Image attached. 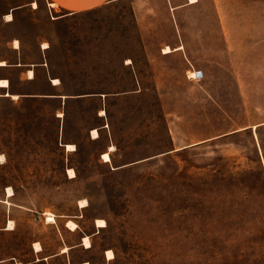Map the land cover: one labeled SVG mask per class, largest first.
I'll return each instance as SVG.
<instances>
[{
    "label": "rangeland",
    "instance_id": "374dc122",
    "mask_svg": "<svg viewBox=\"0 0 264 264\" xmlns=\"http://www.w3.org/2000/svg\"><path fill=\"white\" fill-rule=\"evenodd\" d=\"M8 3L0 0V13ZM214 4L203 0L209 18ZM219 4L234 40L252 52L239 58L250 64L243 87L234 80L211 95L150 71L139 90L124 62L139 52L128 5L47 10L39 22L23 12L15 25L0 23V49L18 33L33 55L46 38L56 92L69 95L0 100V198L8 186L15 192V204L0 200V264H264V0ZM8 217L14 229L3 226ZM97 218L106 225L97 227ZM38 240L43 255L61 253L37 261Z\"/></svg>",
    "mask_w": 264,
    "mask_h": 264
},
{
    "label": "crops",
    "instance_id": "0c3cea01",
    "mask_svg": "<svg viewBox=\"0 0 264 264\" xmlns=\"http://www.w3.org/2000/svg\"><path fill=\"white\" fill-rule=\"evenodd\" d=\"M212 1L216 4L209 18L205 15L206 8L203 7V0H9L6 8L0 13V23L15 25L17 16L23 12L29 14L33 22H39L43 21L47 10L52 13L64 11L65 15H69L102 7L109 9L128 5L135 26L134 30L139 33L137 41L139 52L136 55L128 54L124 62L133 69L139 81V90L142 89L140 76L143 72L150 71L156 80L173 79L175 76L178 80L190 81L193 85L202 87L208 95H211L213 89L220 86H232L234 80L237 81V86L243 87L241 73L249 70L250 64L244 63L239 58H243L244 55L247 57L252 52L251 44L247 41L234 40L230 14L223 6H220V0ZM197 9L200 10L201 17L197 21L189 20V12ZM9 14L12 15L11 19H8ZM65 15L58 18H63ZM212 19L213 25L210 22ZM45 20L47 21V17ZM189 35L192 36L191 40ZM45 42L46 38L40 37L35 45V53L32 55L27 52V45L21 34L12 33L2 41L0 100L2 98L18 99L22 96L60 98L69 96L56 92L60 82L55 83L53 80L55 77L50 75L49 47H45ZM167 46L169 50L165 49ZM143 61L151 67L143 70L137 66L136 69V65L143 64ZM192 68L202 70L203 77L200 80L187 77V71ZM227 76L230 78V84H221L219 81ZM4 79L9 81L7 86L2 85L1 81ZM23 82L28 83L31 90H26L22 85ZM14 94L19 97L13 98ZM161 94L165 93L161 92ZM6 190L2 191L3 196L0 200L8 205L15 204L7 196ZM9 217L4 219L3 226H7ZM32 248L37 261L61 253L60 250L43 255L44 248L37 251L34 244Z\"/></svg>",
    "mask_w": 264,
    "mask_h": 264
},
{
    "label": "bare ground",
    "instance_id": "6f19581e",
    "mask_svg": "<svg viewBox=\"0 0 264 264\" xmlns=\"http://www.w3.org/2000/svg\"><path fill=\"white\" fill-rule=\"evenodd\" d=\"M190 1H196V0H190ZM34 5L36 6V2L34 3ZM8 17L11 18L12 15L9 14ZM16 43H18V42H16ZM44 44H45V47H48V46H49V44L46 43V42H45ZM165 49H166V50H169V47L167 46ZM30 74L32 75V72H30ZM1 82H2V85H4V86H7V85L9 84V81H8L7 79L2 80ZM54 82H55V83H58V82H59V79H58V78H54ZM13 97H18V96H17L16 94H14ZM101 113H104V110H102ZM60 114H61V113H60ZM91 134H92V137H93V138H97V137L99 136V131H98V129H97V128H93L92 131H91ZM65 147H66L67 150H74V149H75V145H74L73 143H65ZM0 157H2V159H0V161H1L2 163L5 162V156H4L3 153H0ZM67 173H68L69 177H74V176L76 175L75 170H74L73 168H70V167L68 168ZM6 192H7V196H8V197L13 196L14 193H15V192H14V189H13L11 186H8V187H7ZM6 201H7V202H10V201H8V200H6ZM79 205H80L81 207L86 206V205H87V201H86V199H85V198L80 199V200H79ZM45 213L48 214V215H47V219H48V221H55V215H54L53 213L48 212V211H45ZM96 225H97V227L105 226V225H106V221H105V219H103V218H97V219H96ZM66 226H67L69 229H71V230H76V229L78 228V223H77L76 221H74L73 219H67V220H66ZM6 228H7V229H14V221H13V219H10V220H9V223H8V225L6 226ZM82 240H83L82 244H83L85 247L89 248V247L92 246L91 238H90L89 235H85V236L82 238ZM34 247H35V249H36L37 251H39V250H41V249L43 248V247H42V244H41L40 242H38V241H36V242L34 243ZM67 250H68V246L63 247V249H62L63 252H65V251H67ZM106 254H107L108 258H112V257L114 256V252H113L111 249H108ZM19 264H20V263H19ZM84 264H90V263L86 261V262H84Z\"/></svg>",
    "mask_w": 264,
    "mask_h": 264
},
{
    "label": "built area",
    "instance_id": "2783aa9c",
    "mask_svg": "<svg viewBox=\"0 0 264 264\" xmlns=\"http://www.w3.org/2000/svg\"><path fill=\"white\" fill-rule=\"evenodd\" d=\"M186 75L190 79L200 80L203 77V72L201 69H194L193 68V69H190L189 71H187ZM46 220L48 221L47 216H46ZM52 222H55V221H52ZM106 253H107V251H106ZM106 258L109 259L107 254H106Z\"/></svg>",
    "mask_w": 264,
    "mask_h": 264
},
{
    "label": "snow or ice",
    "instance_id": "6c2138e0",
    "mask_svg": "<svg viewBox=\"0 0 264 264\" xmlns=\"http://www.w3.org/2000/svg\"><path fill=\"white\" fill-rule=\"evenodd\" d=\"M8 19H11L10 17ZM0 159H2V157H0Z\"/></svg>",
    "mask_w": 264,
    "mask_h": 264
}]
</instances>
